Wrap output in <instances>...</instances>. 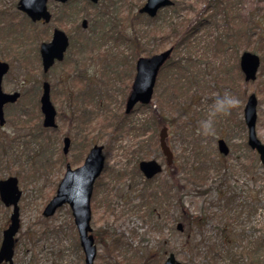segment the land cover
Listing matches in <instances>:
<instances>
[{
  "label": "rangeland",
  "instance_id": "rangeland-1",
  "mask_svg": "<svg viewBox=\"0 0 264 264\" xmlns=\"http://www.w3.org/2000/svg\"><path fill=\"white\" fill-rule=\"evenodd\" d=\"M3 1L5 10L17 14L13 18L14 37L19 38L13 45L0 48L1 59L9 64L2 86L6 92L24 91L16 103L5 106L6 121L0 125V140L7 142L10 145L7 150L13 152L12 161L6 153H0V178L22 173L19 181L22 196L18 201L21 225L16 233L13 263L83 264L69 206L59 207L47 218L41 211L45 200L54 194L52 189L56 184L52 183L63 175L65 162L73 167L87 153L81 158V149L87 151L93 143L104 145L112 140L110 149L103 151L105 170L98 177L91 197L90 225L97 252L94 264H113V258H122L125 253L131 255L133 251L149 261L148 264H163L170 252L181 264H264V163L247 144L243 118L244 103L252 93L257 97L256 135L264 144V0H209L216 4L207 8L201 0H187L186 4L172 0L175 9L166 7L157 13L150 25L154 29H162L168 22L184 23L187 19L193 25L205 21L210 24L194 33L189 45H182L171 55L170 61L180 60L183 72H193L191 60H197L196 71L202 75H195L192 83L195 85L202 80L206 84L198 93L206 92L199 95L200 101L192 107L198 114L190 113L179 121L176 110L169 111L156 101V95L165 89L169 73H173L170 69H163L159 74L149 105H138L128 115L124 113L134 73V66L128 65L132 55L129 50L119 60V48L113 41L107 36L100 39L103 30L113 33L117 28L130 33L129 22L145 0H100L95 5L86 0H72L69 6L75 8L76 13L66 17L63 25L73 31L75 44L67 52V61L55 65L45 79L40 71L31 73L33 66L38 68L40 64L36 48L59 21L33 26L14 11L16 0ZM49 8L56 15L63 10L53 2ZM65 9L69 11L68 7ZM82 18L88 21L87 29L80 28ZM150 23L146 19L139 21L144 29ZM245 30L251 36L248 42L242 39ZM32 32L40 36L38 40L30 37ZM238 34L240 45L233 43ZM214 38H218L221 45L206 48ZM246 45L249 46L247 51L261 58L253 82H245L243 76L237 79L238 58L243 50L240 48ZM157 52L147 46L139 53L146 56ZM75 65L81 68L77 71L82 76L72 74ZM218 73L220 79L216 77ZM83 74L91 80L88 82ZM82 77L86 94L97 103L99 113L94 122L103 118L102 112L108 115L105 130L92 132V143L88 146L67 125L72 109L70 97L79 91L72 80L81 81ZM42 80L53 89L55 99L51 97V101L60 114L56 118L58 127L52 131L54 133L46 131L45 140L33 134L36 131L34 118L25 122V118L39 115L41 126L38 101ZM58 83L66 88L63 97ZM225 90L239 102L227 112H216L214 127L204 130L201 121L215 109L217 97L223 96ZM155 113L160 122L156 127L147 122L151 118L156 120ZM88 115H91L90 110ZM118 123L122 127L110 138L109 130ZM141 126L145 134L137 136ZM161 126L167 127L168 143L174 153L172 166L165 163L159 148ZM65 134L71 137L72 144L66 160L62 161L59 155ZM218 138L225 140L229 148L225 156L217 151ZM151 158L162 165V171L146 181L137 164L141 159ZM55 160L57 164L49 166L48 161ZM195 167L200 168L203 175L198 184L193 182ZM26 170L33 175L35 183ZM10 211V207L0 203V240ZM193 217L196 222H192ZM178 222L182 231L176 227ZM113 237L124 240L129 250L126 251V247L114 249V257H111L103 244L109 245Z\"/></svg>",
  "mask_w": 264,
  "mask_h": 264
},
{
  "label": "water",
  "instance_id": "water-1",
  "mask_svg": "<svg viewBox=\"0 0 264 264\" xmlns=\"http://www.w3.org/2000/svg\"><path fill=\"white\" fill-rule=\"evenodd\" d=\"M47 0H19L18 9L23 11L31 20L38 19L49 21V13L46 10ZM59 1V0H58ZM66 1V0H60ZM97 2L98 0H90ZM171 0H145L143 6L139 9L140 13H146L150 17H155L156 12L166 6H170ZM86 26V20L82 22ZM53 35L50 43H42L40 46L41 63L43 70L46 71L54 59L61 60L64 50L68 44L67 36L62 30H53ZM171 48L159 52L155 55L137 58L135 64V75L131 85L130 93L126 100L125 113L129 111L138 103L148 104L152 94L153 87L156 82L157 74L160 67L167 61ZM241 72L246 81L254 80L256 71L259 67V56L255 53L243 51L239 58ZM8 71V65L0 61V125L4 124L5 118L3 116V106L10 102H15L18 99V93H5L2 90L1 81L4 74ZM256 102L257 97L250 94L244 105V115L247 133V143L249 147L258 153L259 160L264 162V145L256 136ZM40 110L43 116L42 125L44 127L55 126V109L51 105L49 95V84L43 82L41 97L39 99ZM159 143L162 154L165 156L166 164L172 165L173 153H171L167 143L166 127L160 129ZM70 139L65 136L63 139V153L65 154L69 149ZM103 146L93 145L88 151L86 158L82 165L76 169H71L69 164H66V172L61 178L62 180L56 187L55 195L49 200L43 209L45 217L54 214L57 207L68 203L75 221L76 229L79 235V242L85 254L84 263L93 264L95 257V245L92 234L90 233V197L92 194V187L94 181L103 169L105 157L102 155ZM217 150L223 155L229 153L228 147L224 140L218 139ZM139 169L143 175L151 179L155 174L161 171V166L155 160H142L139 162ZM21 192L18 188V181L15 176L7 177L0 180V201L5 206H12V212L9 217L7 227L2 232V240L0 242V264L7 262L13 263L14 251V237L19 229V213L18 200ZM177 227L182 230L181 224ZM163 264H181L174 258L172 253L166 257Z\"/></svg>",
  "mask_w": 264,
  "mask_h": 264
},
{
  "label": "trees",
  "instance_id": "trees-1",
  "mask_svg": "<svg viewBox=\"0 0 264 264\" xmlns=\"http://www.w3.org/2000/svg\"><path fill=\"white\" fill-rule=\"evenodd\" d=\"M187 0H181L180 3L186 4ZM205 5L204 8L207 7H214L216 2H210L209 0H201ZM171 10L175 9L174 4L170 6ZM142 19H146L147 22H151L150 24L146 25L148 26L147 29H144V27L139 25V21ZM155 21V19H150L147 16L140 15L139 13L134 15V18L131 19L129 22V26L131 27V32L126 34L125 32H122L120 30L113 31V33H110L108 31H102L104 33L103 36L100 37V39H104V36H107L108 39H111L113 43L119 48L118 54H117V59H119L120 56H124V53H128L130 50L132 60H135L137 56H140L141 49L143 48L144 50L146 49L147 46H150V48L154 51L157 52V50H163L166 49L167 46L173 47L174 51L177 52L178 48L182 47V45H189L191 38L193 37V34L196 32H199L200 28L209 26L208 22L205 21V23H202L201 25H193L191 24L190 20H184L183 22H179L177 24H174L172 22H168L166 24V27L164 26L162 29H154L151 28L152 22ZM201 26V27H199ZM109 34V36H108ZM251 36L244 31V34L242 35V39L246 42L250 40ZM234 42H237L238 45L240 41V36H236V38L233 39ZM99 43V42H98ZM222 42L218 40V38L211 39L208 44L205 45L206 48H210L211 45L213 47L216 46L218 48L221 45ZM142 47V48H141ZM249 46H243L240 48L241 50L243 49H248ZM106 54V53H104ZM102 54V55H104ZM124 54V55H123ZM121 60V59H119ZM171 59L166 62V65L164 68L166 70L170 69L173 70V73H169L167 77V82L165 85V89L162 93H159V95H156V101L160 102V104L167 106L166 108L170 110H176V117L177 120H181L183 116H188V114H198L196 110H193L192 107L194 105H197L198 102L200 101L199 95L202 92H206L204 90L201 91V93H198L200 89H205L206 84L204 81H199L197 84H193L192 81L195 78V75H202L201 73H197V67L196 65L199 64L197 60H191V67L193 72L185 71L183 72V67L180 65V60L179 62H173L170 61ZM237 61V57L234 59V62ZM236 65V63H235ZM233 65V68H236V66ZM226 68V67H225ZM217 79H220L219 73L217 74ZM241 73L238 70L237 73V79L241 78ZM225 81L227 80L226 78L222 77ZM221 78V79H222ZM230 78V77H228ZM215 82V80H214ZM208 90H211V88L208 87ZM207 90V91H208ZM77 110H79L77 107L74 108V110L71 111V117L67 118V125L69 128L74 130L76 135L80 136V138L84 140V142L89 143V138L91 137V133L95 132L96 130H105L106 126V121H107V116L104 114V118L100 120H94L92 117L98 113V111H95L93 109L91 111V115L86 114H77ZM157 112V110H156ZM156 115V120L153 118L149 119L148 125H156L160 124L158 120V116ZM34 118V119H33ZM200 118V117H199ZM25 122H30L32 119L33 122V127L36 128V131L33 133L37 138L40 140H45L44 134L46 131H49L46 128H42L40 126V116L36 115L35 117L32 116V118L27 119L25 118ZM94 122V123H92ZM121 128V125L117 126L111 130V133L113 136L117 135L116 133L118 130ZM55 130V129H54ZM54 130H51L49 132H52ZM139 133L137 136H143L145 133L143 131V127H139ZM54 133V132H52ZM91 139V138H90ZM112 140H108L105 143V149L108 151L111 147ZM10 149V145L5 143L4 141L0 140V153L4 152L7 154L8 158H12L13 152H9L7 149ZM86 151L84 149H81L79 151V156L82 158L83 154ZM63 159L61 156L59 157ZM12 161V160H11ZM73 163V162H71ZM76 164V163H73ZM54 164H50L49 166H53ZM202 171L200 168L195 167L194 168V183H200L203 180V175L201 173ZM29 175L31 179H33V175H31L27 170L25 171ZM17 177L19 180H22V173L16 172ZM35 178L32 180V183H35ZM170 181L171 177H170ZM57 182V181H56ZM56 182H53L52 184H56ZM55 188V187H54ZM54 188L52 190H54ZM2 228V227H0ZM105 252L108 254H112L111 257H114V253L112 251L114 249H123V247H126V251L129 250L127 244L125 241L121 240L119 237H113L111 239L110 244H104L103 245ZM136 251H133L131 255H127L125 253V256L122 258H113V264H148L149 261L143 260L141 257H138V255L135 254Z\"/></svg>",
  "mask_w": 264,
  "mask_h": 264
},
{
  "label": "flooded vegetation",
  "instance_id": "flooded-vegetation-1",
  "mask_svg": "<svg viewBox=\"0 0 264 264\" xmlns=\"http://www.w3.org/2000/svg\"><path fill=\"white\" fill-rule=\"evenodd\" d=\"M18 1L19 0H16V2H15V4H13V7H15L16 8V10H14L16 13L18 12L22 17H24L26 20H28L29 21V23L30 24H32L33 26L34 25H39V24H44V25H49L52 21H54L55 20V22H57V21H59V25L58 24H56L55 23V25L57 26H52L51 27V33H49V32H47L46 33V35L45 36H43L42 37V35H41V37H42V39H46L45 41H40V43H39V46H38V48H36V53L38 54V59H39V67L38 68H34V66H33V71L31 72V73H33L34 71H40L39 72V74H41V76H43V78L45 79V77H46V74H47V72H49L55 65H57V64H62V62H66L67 61V59H66V55H67V52H68V50H70V48H71V46L72 45H74L75 44V35H74V33H72L73 31H69L67 28H65V26L63 25V21L64 20H66V17H68V16H70L72 13L73 14H75L76 13V11H75V8H73V7H71V6H69L70 5V3H71V1L72 0H66V1H58V0H47L46 1V10L48 11V13H49V21L48 22H46L45 20H42V19H38V20H36V21H33V20H31V18L29 17V16H27L23 11H20L19 9H18ZM90 5L92 4V5H95V4H97L98 2H100V0H98L97 2H92V1H90V0H86ZM50 2H53L55 5H57V6H62V12L59 14V15H56L53 11H52V9H50L49 8V4H50ZM69 8V11L68 12H66V9L65 8ZM6 9V2L5 1H3V0H0V48L2 47V46H8V45H13L14 44V41L16 40V39H18V38H16V37H14L15 35H16V32H14L15 30H14V26L16 25L14 22H13V18L14 17H17V14H15V13H12L11 11H7V10H5ZM20 16V19L21 20H23L24 18H22ZM83 20H86V19H84V18H82V20H81V22H80V28L83 30V29H87V27H88V21L86 20V26H83L82 25V22H83ZM60 26L63 28H60ZM55 29H57V30H62L65 34H66V36H67V41H68V44H67V46H66V48H65V50H64V54H63V56H62V58H61V60H57V59H54L53 60V62H52V65L46 70V71H44L43 70V65H42V63H41V52H40V46H41V44L42 43H50V41H51V39H52V35H53V30H55ZM49 34H50V36H49ZM20 35V34H19ZM22 35V34H21ZM29 35H30V37L32 38V39H34V40H38V38L40 37V36H38L37 34H36V32H32V33H29ZM50 37V38H49ZM49 38V39H48ZM81 40H82V38H81ZM1 51V50H0ZM106 54H108V53H106ZM105 54V55H106ZM0 61H2V62H4V63H6L5 61H3L2 59H1V55H0ZM129 62V61H128ZM135 63H136V60H131V62H129V66L131 67V65H132V67H133V70H134V73L132 74V76H131V83H132V79H133V77H134V75H135V72H136V70H135ZM7 64V63H6ZM8 65V70H9V64H7ZM79 69H81L78 65H75L74 67H73V69H72V74L73 73H76V74H80L81 76H82V74L80 73V72H78L77 70H79ZM8 72V71H7ZM6 72V73H7ZM5 73V74H6ZM5 74H4V76H5ZM84 76H85V78H87V75L86 74H83ZM4 76H3V78H4ZM3 78H2V81H3ZM87 80H88V82L91 80V79H88L87 78ZM2 81H1V86H2ZM43 82H47L46 80H42V82H41V85H43ZM72 83H73V85H74V88L75 89H79V91H77L76 93H74L73 94V92H72V94H73V96H71L70 97V102H69V104H72V110H74V108H78L79 110H77L76 112H77V114H86V113H89V110H90V104H89V102L90 101H94L93 100V97L91 96V95H89V94H86V90L84 89L85 87H84V83H86L84 80H83V77H82V80L80 81V80H76L75 78L72 80ZM130 83V84H131ZM58 84H60V94H62V96L61 97H63V96H65V91H66V88L64 87V85L62 84V83H58ZM62 84V85H61ZM131 86V85H130ZM51 87V86H50ZM73 88V87H72ZM130 88V87H129ZM2 90H3V86H2ZM4 91V90H3ZM5 93H18V96H19V99H20V94L21 93H23V92H21V93H19L18 91H10V92H6V91H4ZM50 95H51V97L53 98V99H55V94H53V89L52 88H50ZM18 99V100H19ZM17 100V101H18ZM17 101H15V102H11V103H8V104H5L4 105V107L5 106H7V105H10V104H13V103H16ZM95 102V101H94ZM58 116V115H57ZM117 126V128H118V124L117 125H115L112 129H114L115 127ZM81 142L82 143H84L85 144V146H88L89 145V143H92V140L89 138V143H87V142H84V140H83V138L81 139ZM90 148V147H89ZM88 152V151H87ZM86 154L87 153H85L84 154V158H83V160L80 162V163H78L79 165L80 164H82V162L84 161V159H85V156H86ZM77 164V165H78ZM77 165H75V166H73V167H77ZM194 219V217L192 218V222H196L197 220H193ZM182 230H183V228H182ZM181 230V231H182ZM83 259H84V257H83ZM3 264V263H2Z\"/></svg>",
  "mask_w": 264,
  "mask_h": 264
},
{
  "label": "clouds",
  "instance_id": "clouds-1",
  "mask_svg": "<svg viewBox=\"0 0 264 264\" xmlns=\"http://www.w3.org/2000/svg\"><path fill=\"white\" fill-rule=\"evenodd\" d=\"M238 98L230 93V91L225 90L223 96L217 97L215 109L210 112L207 119L201 121V126L204 130H210L214 127L213 118L216 112H227L231 107L238 103Z\"/></svg>",
  "mask_w": 264,
  "mask_h": 264
}]
</instances>
